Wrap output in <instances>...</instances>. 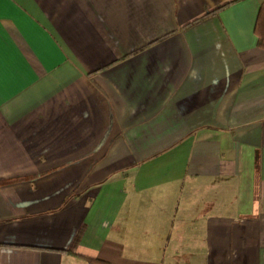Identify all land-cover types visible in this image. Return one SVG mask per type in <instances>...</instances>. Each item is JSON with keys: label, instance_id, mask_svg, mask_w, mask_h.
<instances>
[{"label": "crops", "instance_id": "obj_1", "mask_svg": "<svg viewBox=\"0 0 264 264\" xmlns=\"http://www.w3.org/2000/svg\"><path fill=\"white\" fill-rule=\"evenodd\" d=\"M264 0H0V264H264Z\"/></svg>", "mask_w": 264, "mask_h": 264}, {"label": "trees", "instance_id": "obj_2", "mask_svg": "<svg viewBox=\"0 0 264 264\" xmlns=\"http://www.w3.org/2000/svg\"><path fill=\"white\" fill-rule=\"evenodd\" d=\"M255 32L258 36L259 45L264 47V3L261 5L259 15L256 21ZM89 264H93L92 260H88Z\"/></svg>", "mask_w": 264, "mask_h": 264}]
</instances>
